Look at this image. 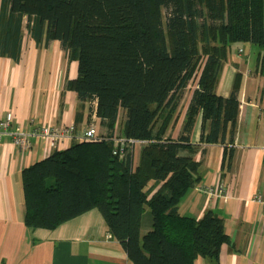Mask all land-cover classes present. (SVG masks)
<instances>
[{
	"label": "trees",
	"instance_id": "1",
	"mask_svg": "<svg viewBox=\"0 0 264 264\" xmlns=\"http://www.w3.org/2000/svg\"><path fill=\"white\" fill-rule=\"evenodd\" d=\"M9 9L78 63L65 89L80 103H95L109 131L22 170L25 226L52 230L97 210L132 264L217 262L229 242L223 222L210 212L200 220L181 217L177 208L200 181L190 144L198 115L200 142L222 144L227 132L234 135L238 84L228 98L215 87L231 45L264 53V0H10ZM194 80L198 87L173 140L166 133ZM117 125L122 152L113 139ZM150 182L160 188L149 198ZM146 209L152 224L141 236Z\"/></svg>",
	"mask_w": 264,
	"mask_h": 264
},
{
	"label": "crops",
	"instance_id": "2",
	"mask_svg": "<svg viewBox=\"0 0 264 264\" xmlns=\"http://www.w3.org/2000/svg\"><path fill=\"white\" fill-rule=\"evenodd\" d=\"M10 0H0V119L13 115L9 131L32 134L40 126H74L75 135L93 125L99 136L109 131L95 115V103H80L65 89L78 75L61 43L38 36L33 22L10 13ZM192 83V84H191ZM238 84V115L234 135L222 144L200 142L201 115L196 118L190 144L196 149L199 183L181 199L177 213L200 220L212 213L223 222L229 242L221 246L217 262L199 258L194 264H264V53L248 43L229 47L215 87L228 98ZM197 80L183 92L175 122L166 133L176 140ZM123 115V114H122ZM122 127V126H121ZM121 127L113 136L117 140ZM121 140V139H118ZM29 151L19 150L10 133L0 134V264H132L118 241L111 237L97 210L71 219L52 230L29 229L24 224L23 169L47 158L53 150L40 138L29 137ZM76 140L66 141L61 149ZM139 144L133 148L138 163ZM224 188L223 196L210 198L197 188ZM160 185L150 182L149 198ZM152 218L146 209L140 234L147 233Z\"/></svg>",
	"mask_w": 264,
	"mask_h": 264
},
{
	"label": "built area",
	"instance_id": "3",
	"mask_svg": "<svg viewBox=\"0 0 264 264\" xmlns=\"http://www.w3.org/2000/svg\"><path fill=\"white\" fill-rule=\"evenodd\" d=\"M13 120V115L11 112H8L5 115L4 119H0V134L2 132L10 133L12 145L19 150L29 151L31 148V143L29 142V137L33 136L35 138L43 139L48 143V147L50 150H60L63 144L66 141H71L73 139L76 142H83V141H101V137L97 133L96 128L91 125L88 127L81 134L75 135L74 126L68 125L64 127H47V126H40L33 131V133L27 134L21 131L19 128L15 129L13 132L9 131V127ZM124 140H115L114 144L119 151L122 152ZM130 144H134L133 141H130ZM120 146V148H119ZM118 150H114L113 154L116 155ZM197 191L203 194H206L210 198H216L219 196H223L224 188L222 186H216L215 188H197ZM255 201L262 205L264 208V198L261 196H257Z\"/></svg>",
	"mask_w": 264,
	"mask_h": 264
},
{
	"label": "rangeland",
	"instance_id": "4",
	"mask_svg": "<svg viewBox=\"0 0 264 264\" xmlns=\"http://www.w3.org/2000/svg\"><path fill=\"white\" fill-rule=\"evenodd\" d=\"M163 15H164V12H163ZM192 82H195V80L194 81H192ZM192 84V83H191ZM121 115H120V120H119V123L121 124L122 122H123V120H124V116L122 115L123 114V112H122V110H121V113H120ZM98 133V132H97Z\"/></svg>",
	"mask_w": 264,
	"mask_h": 264
}]
</instances>
